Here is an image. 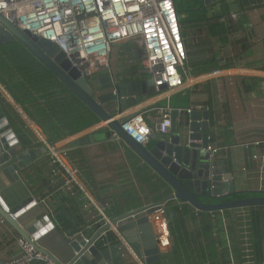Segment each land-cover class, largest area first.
Returning a JSON list of instances; mask_svg holds the SVG:
<instances>
[{"label":"crops","instance_id":"obj_1","mask_svg":"<svg viewBox=\"0 0 264 264\" xmlns=\"http://www.w3.org/2000/svg\"><path fill=\"white\" fill-rule=\"evenodd\" d=\"M203 7L208 11L205 19L197 20L192 25L184 24L186 33L195 36L188 42L189 60H194L193 46L196 42L211 44L204 52V58H213V49L218 52V56L213 58L208 69L198 73L192 70L193 77L186 84H198L191 94L192 98L190 99V94H185L187 100L183 102L182 98H177L180 93L170 100L157 96L146 102L148 97L145 102L124 109L123 113L135 111L151 101L160 105L171 104L187 108L191 102L212 104L213 101L218 102L220 99L230 115L229 122L218 132V141L228 145L229 149L224 150L218 160L224 161L222 167L226 168V172L233 174L236 192H261L264 191L259 189L261 183L264 184L262 156L264 148L246 147L241 144L264 138V5L262 0H216L206 6L203 4ZM233 13L237 14L236 18L231 17ZM224 18L225 22L221 21ZM190 27L192 30H188ZM228 31L232 34L230 38L227 36ZM224 50L230 56L224 58ZM17 63L26 67L25 79H21L24 86L19 87L17 82H15L17 85H14L13 81H19L14 79L9 81L11 92L5 88L9 96L0 89V100L17 119L18 122H15L17 129L25 132L26 141L32 147L42 146L35 128L42 132L59 152L65 154L64 160L72 168L79 169V176L88 184L95 200L97 202L109 200L114 204L113 199L105 200L101 197L93 181L88 160L84 158L82 151L69 149L70 142L78 133L64 138L56 137L59 133L69 134L81 127L80 105L70 94L66 95L65 86L28 52ZM108 76L118 83L147 80L141 61L140 46L132 42L115 45L109 68L97 73L94 79H105ZM17 105L34 125L26 121L18 111ZM99 125H102V122L80 132L87 131L86 134L93 132L97 139L109 137V128L104 126L98 131L95 128ZM50 157V154L42 157L20 174L39 203V206L28 213V220L45 210L55 223V228L48 230L41 237V245L62 261H68L74 251L67 238L86 224L97 220L99 217L95 219V216H99V212L80 198V195L63 191L59 183L62 181L61 177L57 176L54 180L55 176L51 173ZM69 196L77 197L82 205L78 208L72 202L59 205L60 198ZM168 205L173 207L176 215L174 222L168 214L173 247L168 252L160 251L161 259L149 264H264V206L258 208L262 247L257 254L256 251L253 252L252 260L248 263L242 249L239 250L238 247L241 240L237 228L236 209L217 211L218 213H195L193 207L178 200H172ZM251 208L253 207H250L249 211L253 218ZM98 224L93 227L92 235L98 230ZM114 233L117 237L116 231ZM9 234L6 239L2 237L0 258L4 261L20 253L17 244L20 236L15 230H10ZM33 264L44 263L36 261Z\"/></svg>","mask_w":264,"mask_h":264},{"label":"water","instance_id":"obj_2","mask_svg":"<svg viewBox=\"0 0 264 264\" xmlns=\"http://www.w3.org/2000/svg\"><path fill=\"white\" fill-rule=\"evenodd\" d=\"M211 1L216 0H203L204 6ZM15 41L81 100L100 123L106 122L95 129L109 128V137L97 139L93 132H80L69 149L82 151L101 197L115 203L106 210L109 221L99 222L88 242L79 231L67 238L74 251L68 261L42 246L41 237L55 228V223L45 210L28 220V213L39 203L20 173L50 152L45 146L27 143L25 132L17 129V119L0 100V253L2 237L6 239L9 231L15 230L55 264H149L161 259L147 218L157 204L178 200L201 212L264 206V191L234 198L233 174L222 167L224 161L212 162L209 152L202 150L209 144L208 111L194 110L188 115L193 133L186 135L175 121L170 133L157 134L141 145L123 131L116 116L146 100L152 93L151 81L118 83L111 76L89 79L72 67L54 42L22 31L0 14V45ZM202 118L204 121L199 122ZM127 119L124 117L122 123ZM188 138L202 139L203 143L187 146ZM223 192L228 195L219 197ZM0 264H4L2 258Z\"/></svg>","mask_w":264,"mask_h":264},{"label":"built area","instance_id":"obj_3","mask_svg":"<svg viewBox=\"0 0 264 264\" xmlns=\"http://www.w3.org/2000/svg\"><path fill=\"white\" fill-rule=\"evenodd\" d=\"M262 2L264 5V0ZM0 14L22 31H28L34 36L54 42L72 67L89 79H94L97 73L109 68L115 45L124 42L138 44L147 80L153 83L150 95L152 97L149 96L146 102L157 96L170 100L183 92L190 94L191 99V94L198 86L197 83L186 85L193 77L192 69L188 64V42L195 36L186 33L176 0H0ZM236 16L235 13L231 14L232 18ZM225 20V18L221 19L224 22ZM227 36L229 38L232 36L230 31L227 32ZM224 52V58L230 56L228 52L225 54ZM0 89L9 96L1 82ZM17 109L29 122L20 106L17 105ZM174 110L177 111L175 119ZM194 110L209 112L207 118L210 131L209 144L202 150L209 152L212 162L218 160L222 152L229 149L228 145L218 141V132L229 122L230 115L220 99L218 102L213 101L212 104L191 102L187 108L175 107L171 104L160 105L151 101L135 111L128 113L123 111V115L118 114L117 120L120 121L124 132L139 144L146 145L157 134L170 133L175 121L183 133L186 135L193 133L189 129L188 115ZM124 117L128 119L122 123ZM203 121L204 118L199 120V122ZM35 130L39 142L50 151L51 173L55 176L54 180L60 176L62 181L59 183L64 192L80 195V198L99 212L100 217L97 216L99 217L97 221L88 223L78 232L88 242L93 227L101 221H109L106 210L112 207L113 202L109 200L97 202L88 184L79 176V169L72 168L64 160L65 154L59 152L42 132L36 128ZM192 143L202 144L203 140L188 138L185 144L189 146ZM241 146L264 148V138ZM262 156L264 158V154ZM259 189H264L263 183ZM227 195L228 193L223 192L219 197ZM249 208L236 209L241 249L247 262L252 260L254 252L252 216ZM193 209L195 213L201 212L195 207ZM147 218L159 250L170 251L173 247V234L168 218V203L157 204L155 210L147 214ZM75 235L76 233L71 236ZM33 241L37 242V239L33 238ZM17 244L20 253L4 261V264H33L36 261L55 264L48 255L37 250L24 238L19 237Z\"/></svg>","mask_w":264,"mask_h":264},{"label":"rangeland","instance_id":"obj_4","mask_svg":"<svg viewBox=\"0 0 264 264\" xmlns=\"http://www.w3.org/2000/svg\"><path fill=\"white\" fill-rule=\"evenodd\" d=\"M176 1L179 3L181 13L184 14L185 22L188 25H192L196 23L197 20L201 19L202 17L208 16V11L206 7H203V0H176ZM188 30H192V27H190V29L188 28ZM209 44H206V42H196L194 44L193 46L194 60L192 61L189 60V63H188L191 69L194 71V73H198V72L208 69L211 63L213 62V58L218 56V52L213 49V53H214L213 58L203 57L204 52L207 49H209V47L211 46V44L210 46ZM25 55H27V51H25L23 46L18 41L0 45V58L2 60H5L6 58V60H8V65L11 66V69L13 70L12 72L9 71V73H7L5 68L0 67V73L3 74V77L7 78V81H9L10 77H13L15 80L18 79L20 82L23 83L21 79L22 78L25 79V74L19 72L18 70L19 64L17 62L21 60ZM1 83L7 89V86L5 85V83L4 82H1ZM183 93H181L177 98L179 99L182 98L183 102H186L187 96H185V94ZM174 102L176 103L177 101H174ZM252 194H255V193H252ZM210 200L213 202L218 201L214 199H210ZM168 214L170 215L171 219H173V221L176 222L175 211L173 210V207L171 205H168Z\"/></svg>","mask_w":264,"mask_h":264},{"label":"trees","instance_id":"obj_5","mask_svg":"<svg viewBox=\"0 0 264 264\" xmlns=\"http://www.w3.org/2000/svg\"><path fill=\"white\" fill-rule=\"evenodd\" d=\"M177 5H178V8L180 10V6H179V3L177 2ZM181 11V10H180ZM181 17H182V22L183 24H185V17H184V14L181 13ZM205 17H202L201 19L199 20H203L205 19ZM24 48V47H23ZM25 49V48H24ZM26 50V49H25ZM27 51V50H26ZM28 52V51H27ZM29 53V52H28ZM30 54V53H29ZM31 55V54H30ZM32 56V55H31ZM33 57V56H32ZM34 58V57H33ZM16 62V61H15ZM0 67H3L6 69V72L9 73L12 72L13 70L11 69V66L8 65V60H2L0 58ZM26 67L22 66V65H18V70L20 73H24L26 74V70H25ZM12 74V73H11ZM51 74V73H50ZM13 75V74H12ZM16 75V74H15ZM14 76V75H13ZM14 78L13 77H10L9 78V81L13 80ZM0 80L1 82H4L5 85L7 86V90L11 92L12 90V87L10 86L9 84V81H7V78L6 77H3V74L0 73ZM17 82L19 87L20 86H24V84L20 81H13L14 85H17ZM65 91H66V95L67 94H70L72 96V98L76 101L77 104L80 105L81 107V113H79V119L82 121V125L81 127L75 131V132H72V133H69V134H57L56 137L57 138H64L68 135H73L75 133H79L80 131H83L91 126H94V125H97L98 123H100V119L81 101L79 100L68 88L65 87ZM92 117V118H90ZM90 118V119H89ZM100 131V129L98 130ZM253 192L255 191H252V192H247V191H241V192H236L235 195L233 196L234 198H242V197H247V196H254V195H260L258 192L257 194H252ZM69 202H72L73 204H75V207H79L81 206L82 204H80L77 200V197H73V196H69V197H66V198H60L59 199V205H65L66 203H69ZM258 208H262V207H253L251 208L253 210V218H252V223H253V235H254V245H255V248H254V251H256V254L260 251L259 249H261L262 247V231H261V223H260V216L258 214ZM229 211V210H227ZM218 213V212H217ZM85 223V222H84ZM87 225V224H86ZM238 247H239V250L241 249V241L238 242Z\"/></svg>","mask_w":264,"mask_h":264},{"label":"bare ground","instance_id":"obj_6","mask_svg":"<svg viewBox=\"0 0 264 264\" xmlns=\"http://www.w3.org/2000/svg\"><path fill=\"white\" fill-rule=\"evenodd\" d=\"M106 124V122H102V125H105Z\"/></svg>","mask_w":264,"mask_h":264}]
</instances>
